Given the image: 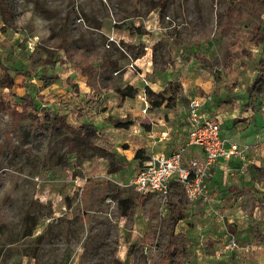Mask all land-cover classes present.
<instances>
[{"label":"rangeland","instance_id":"rangeland-1","mask_svg":"<svg viewBox=\"0 0 264 264\" xmlns=\"http://www.w3.org/2000/svg\"><path fill=\"white\" fill-rule=\"evenodd\" d=\"M9 3L11 17L0 20V61L14 81L11 92L0 88V264H264V55L260 46L240 51L224 27L230 7L241 32L264 23V4ZM61 39L94 60L99 94L59 50ZM44 74L60 80L43 87ZM126 85L136 89L132 98L114 91ZM145 87L175 105L199 99L200 113L246 147L215 168L212 186L205 180V198L189 199L178 184L158 196L125 186L148 158L177 144L175 105L151 110V123ZM80 124L94 131H77ZM168 127L169 140L155 142Z\"/></svg>","mask_w":264,"mask_h":264},{"label":"built area","instance_id":"built-area-1","mask_svg":"<svg viewBox=\"0 0 264 264\" xmlns=\"http://www.w3.org/2000/svg\"><path fill=\"white\" fill-rule=\"evenodd\" d=\"M200 110L201 101L191 99L187 106L186 144L169 155L148 158L124 178L125 186L141 195L158 196L166 194L172 184H178L189 199L206 197L203 187L210 169L221 160L242 158L246 147L223 135L219 121L201 114ZM189 147L198 152L186 158Z\"/></svg>","mask_w":264,"mask_h":264},{"label":"trees","instance_id":"trees-1","mask_svg":"<svg viewBox=\"0 0 264 264\" xmlns=\"http://www.w3.org/2000/svg\"><path fill=\"white\" fill-rule=\"evenodd\" d=\"M262 4H264V0H258ZM13 8L9 3V0H0V20L2 23H6L8 19L11 17ZM235 12L232 10V8L227 9V15H226V21L224 24L225 29L228 32H231L232 35L229 37L234 40L235 46L239 48L240 51H243L250 45L254 46H260L262 55H264V23L255 25L251 30L246 32H241L239 28L233 27ZM58 48L59 50H62L65 52V55H67V59L74 63L75 67L79 70V74L81 77L85 78V84L88 86L93 94H99L100 93V87L98 85V81L96 78V68L94 66V60H90L89 58H85L82 55H80L77 51V49L73 46H71L66 39H61L58 41ZM233 46H228V51H232ZM60 63L64 64L65 60H58ZM232 61L228 58L225 64V70L227 72H230L232 68ZM0 71L3 72V76L0 79V88L1 89H7L9 92L12 91V87L14 84L13 78L10 76L8 68H6L0 61ZM264 73V57L260 58L258 61V75ZM40 80L42 82L43 87L50 86L51 84H54L60 80V77L58 75H41ZM253 83H256V79ZM248 89H251L249 87ZM115 93L118 96L126 97V98H132L135 93L136 89L132 86L126 85V86H119L114 89ZM144 95L146 98V101L149 105L150 110H156L159 109L161 106H164L168 109L172 108L175 104V98L172 96H167L163 92H154L150 88L145 87L144 88ZM23 102H25V98H21ZM28 105V104H27ZM29 106L36 110V107L34 105ZM45 121L49 122L51 121V116L46 112L44 115ZM59 121L62 125H64L66 128L68 127L66 124V121L63 118H59ZM117 128H127L128 122L122 120V119H116L115 124ZM69 128V127H68ZM77 131H84L86 133H89L91 131H94V128L90 124H80L79 129ZM142 151H138L135 154V159L140 158V154ZM98 166H96L92 170V174H96ZM167 251H171L170 245L167 246Z\"/></svg>","mask_w":264,"mask_h":264},{"label":"crops","instance_id":"crops-1","mask_svg":"<svg viewBox=\"0 0 264 264\" xmlns=\"http://www.w3.org/2000/svg\"><path fill=\"white\" fill-rule=\"evenodd\" d=\"M175 108H176L175 115L176 116L178 115V118H180V122H179L180 127L178 128V131L176 132V134H177V136H176V138H177V144H176V146L174 148H172V150H170L168 152L159 153L158 155H169L170 153H172L173 151H175L178 147L183 146V144L185 143L187 103H186V105H183V104L177 102L176 105H175ZM147 112H149L148 115H147ZM147 112L145 113V115L148 117V119L150 120L151 123L153 121H157V120H155L153 118L154 117V112L153 111H151L149 109V111H147ZM206 115L208 116L207 113H206ZM215 118L217 119V117H215ZM219 123H220V126H221L222 122L219 121ZM170 131L171 130L168 127L166 131H163V132L159 133L157 135L158 138L155 139V142L161 143V142H164V140L165 141L166 140H169V138H170V135H169ZM133 133H136V132L134 131ZM144 133L146 134L147 139H149L151 137V134H154L153 132H149V131L144 132ZM222 134L225 135L226 137H228V135L226 134L225 131H222ZM231 140H233V139H231ZM197 152H198V150L196 148H189L188 151H187V153H186V158L189 157L188 155L194 156L195 154H197ZM222 163H227V161L221 160L218 164H216L213 168L210 169V171L208 173V177L206 179L207 181H211V183H209V186H212L213 185V182L212 181H213L214 175L212 174V172L215 170L216 167H218L219 164H222ZM147 196H154V195H147Z\"/></svg>","mask_w":264,"mask_h":264}]
</instances>
